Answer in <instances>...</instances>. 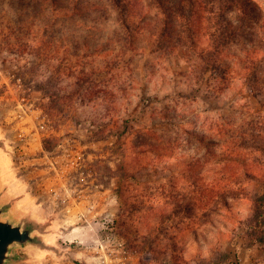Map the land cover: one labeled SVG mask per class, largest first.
I'll return each instance as SVG.
<instances>
[{"label":"rangeland","instance_id":"obj_1","mask_svg":"<svg viewBox=\"0 0 264 264\" xmlns=\"http://www.w3.org/2000/svg\"><path fill=\"white\" fill-rule=\"evenodd\" d=\"M117 1L0 0V193L42 241L13 264H112L117 241L121 264H264L242 239L264 179V0ZM18 78L49 131L11 104ZM223 185L235 199L210 202ZM111 221L102 251L71 232Z\"/></svg>","mask_w":264,"mask_h":264},{"label":"trees","instance_id":"obj_2","mask_svg":"<svg viewBox=\"0 0 264 264\" xmlns=\"http://www.w3.org/2000/svg\"><path fill=\"white\" fill-rule=\"evenodd\" d=\"M112 1L116 5V7L120 8V9L122 8L117 0H112ZM206 1H209V0H206ZM210 1H213V0H210ZM228 3L232 4V6H233L235 4L238 5L240 3V1L239 0H233V1L228 2ZM200 4L203 5V7H204V3H200ZM204 8L206 9V7H204ZM205 9H204V12L208 11V9H206V10ZM221 11H222V9H221ZM209 13H211V12H209ZM122 25L126 30H129V25H128L126 19H125V21H123ZM216 44H217V42L213 41V43L210 47V51H212V52L214 51L213 55H215L217 52V50H216L217 45ZM212 52H208L206 54L208 56V59L210 58L208 60V64H210V62H212V60L214 59L213 55H211ZM195 98H196V96H195ZM124 123L126 125L128 124L127 122H124ZM126 133H127V129L125 128L124 131L118 135V138H121V136H123ZM144 142H145L144 145H146V147H148L149 152H151V150H154L155 148H158L157 144L148 143V139L144 140ZM44 148H45V150L50 151V147H48L47 144ZM144 150H145V147H144ZM141 154H144V151H141ZM243 174L245 175L246 179L257 180L256 176L252 175V173L249 171L248 168L243 169ZM230 177L231 178H229V179L232 181H234V180L237 181L239 179V176L236 172L232 173V175ZM258 181H260V180H258ZM260 183H262V188L254 197V207L252 209L251 216L245 225L246 230H245L244 236L242 237L243 241L244 242L246 241V247L248 249H250L251 247H253L255 245H260V246L264 245V179ZM209 192H210V195H209L208 200L210 202L214 201L213 196L215 195L216 197H218L217 202L220 204L221 203L226 204V200H225L226 198H234L235 199V197L237 195V190H235L233 188H227L225 185H223L221 188H218L217 193L213 189L209 190ZM249 241L250 242L252 241V242L249 243ZM247 242L249 244H247ZM224 256H225L226 260L227 259L230 260L229 254H224ZM210 264H222V261L221 260L220 261H211Z\"/></svg>","mask_w":264,"mask_h":264},{"label":"built area","instance_id":"obj_3","mask_svg":"<svg viewBox=\"0 0 264 264\" xmlns=\"http://www.w3.org/2000/svg\"><path fill=\"white\" fill-rule=\"evenodd\" d=\"M0 76H1V72H0ZM17 86L18 88L22 89L23 91V96L20 97L19 99H16V100H12V103L11 104H15V107L17 108V110H21V112L26 116V117H32L33 114L36 115L35 117V120H38L39 123L38 125L35 126V129L38 132H44V131H49L51 129V126H50V120L48 119V116L44 113L43 109L40 107V106H37L34 99L32 97H30L31 95V90L30 89H26L25 85L22 83V79L21 78H18L17 80ZM5 86H7V88L9 89V85L8 83H4ZM20 138L21 139H25L26 140V135L25 134H21L20 135ZM22 149V148H21ZM28 149L27 148H24L22 150H26ZM57 150H60V151H63V153H69V150L67 148H65L64 146H62L61 144L58 146ZM31 160L30 159H26V160H23L21 163H22V166L23 167H26L27 166V163H29ZM69 161V160H68ZM77 164V165H76ZM68 165H76V166H80L79 163H76L75 161L71 160L69 163L66 164V167ZM69 167V166H68ZM64 186L65 184L67 183H64ZM71 197V195L67 194L65 196H60V201H62L63 203L64 202H67L69 200V198ZM109 215H107L108 217ZM105 231V234H106V239L110 240L114 230H115V223L114 221H111V225H104V229ZM115 243V248L117 249L118 253L121 255V258L118 260L119 262H116L115 261H112L110 259V262H112V264H121L123 263L125 260H128L129 257H130V251L127 249L126 245L124 242L122 241H117V242H114ZM101 249V251L103 250L104 246L102 245V243H99V246L96 247V249ZM92 264H108V260L106 261V258H105V261H100V260H97L95 261V263H92Z\"/></svg>","mask_w":264,"mask_h":264},{"label":"water","instance_id":"obj_4","mask_svg":"<svg viewBox=\"0 0 264 264\" xmlns=\"http://www.w3.org/2000/svg\"><path fill=\"white\" fill-rule=\"evenodd\" d=\"M33 225L16 221L10 212V205L0 201V264H13L17 247L40 245L42 241L34 237Z\"/></svg>","mask_w":264,"mask_h":264},{"label":"crops","instance_id":"obj_5","mask_svg":"<svg viewBox=\"0 0 264 264\" xmlns=\"http://www.w3.org/2000/svg\"><path fill=\"white\" fill-rule=\"evenodd\" d=\"M5 195H3L2 193H0V201L2 202V203H4V204H8L6 201H5ZM70 208L68 207V208H65V209H63V211H67V210H69ZM11 210H12V208H11V206H10V212H11ZM106 210V208L104 209V210H101V211H96L95 209H94V207H91V209L89 208V210H88V212L89 213H91L92 215H97V214H102L103 213V211H105ZM82 216V215H81ZM84 217H85V214L83 215ZM81 218H83V217H81ZM99 225V224H98ZM98 228V229H97ZM72 232V234H74V235H76V240H78L77 242H79V243H83V240L84 239H82V237L84 236V235H90V237H91V243L93 244V245H97L100 241H99V237L101 236V234H104V230H103V227L101 228H99V227H97V225H95L94 226V224H89V225H87V226H85V225H77V226H75L74 228H73V230L71 231Z\"/></svg>","mask_w":264,"mask_h":264}]
</instances>
